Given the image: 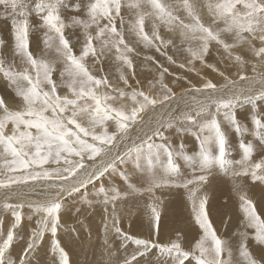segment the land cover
I'll return each mask as SVG.
<instances>
[{"label":"snow or ice","instance_id":"6c2138e0","mask_svg":"<svg viewBox=\"0 0 264 264\" xmlns=\"http://www.w3.org/2000/svg\"><path fill=\"white\" fill-rule=\"evenodd\" d=\"M0 8L3 10L0 18L11 24L12 52L24 65L23 70L18 71L12 62L5 60L2 53L7 41L0 37V74L22 103L19 110H13L0 96V159L3 160L0 166V214L10 213L12 217L6 235L4 221L0 218V237H3L0 240V264H30V254L48 232L54 238L52 251L58 254L59 264H70L68 253L55 239L64 209L63 196L117 173L119 165L128 160L135 165L133 173L119 172L126 188L101 187V199L84 201L89 207L93 203L103 204V211L109 214L112 227L125 242L124 246L128 242L136 246L123 264H140L138 258L147 257L152 249H158L160 255L171 259L173 264H186V261H195V264H264L248 245L251 239L264 252V218L257 212L243 185L235 182V178L246 177L254 184H264V159L253 161L257 147L264 150V115L254 117L251 132L241 125L236 115L238 105L264 100V0H204L203 3L200 0H175L174 3L169 0H86L83 4L79 0L75 3L69 0H0ZM65 11L76 14L66 21ZM32 15L40 21L38 27L43 29L45 47L51 49L55 43L58 61L36 58L30 51L29 35L34 29L29 17ZM146 23L150 30H146ZM66 28L82 31L83 44L79 54L66 37ZM161 28L179 34L180 44L185 46L182 50L191 58L187 62L191 66L189 70H194L199 61L218 72L224 83L218 85L206 79L200 87H189L186 91L194 93L192 106L179 115L169 112L152 122L142 114L162 110L176 97L173 89L164 83L169 69L160 66L159 95H150L151 89L149 92L139 88L125 91L131 85L124 69L135 78L132 55L136 52L133 42L126 37H133L136 44L146 49L167 55L165 50L176 45L171 38L161 35ZM213 45L222 49L238 67L241 84L207 63L206 57ZM245 51L251 53L252 60L245 59ZM109 54H113L119 64L117 71L124 88L114 85L106 74H94L103 71L104 58ZM89 57L94 61L91 66ZM167 59L176 63L172 56ZM57 62L63 64L59 82L53 79ZM96 64L101 67L96 68ZM249 64L251 76L246 74ZM155 87V84L151 85V88ZM59 88L67 89V93L59 94ZM125 100H130L131 106ZM222 121L241 136L250 134L258 142L241 141L242 158L239 160L232 158ZM137 126L140 134L133 138L130 132ZM171 129L191 132L199 141L198 151L188 154L182 149H174L164 134ZM126 140L131 142L124 144ZM185 167L191 170L192 178H184ZM136 172L144 182L143 187H137L133 182ZM220 174H230L234 178L233 187L239 194L245 228L255 230L251 237L247 231L241 233L236 260L232 247L217 235L209 218L207 194L198 195ZM37 185L45 197L43 202L30 199ZM172 188H183L188 192L195 224L202 233L190 251L185 250L179 240L163 245L129 236L119 228L117 202L148 194L152 201L148 205L150 219L158 229L163 200L157 191ZM12 200L19 202L11 203ZM25 207L40 219L22 255L12 259L10 250L17 239L16 229L23 222Z\"/></svg>","mask_w":264,"mask_h":264},{"label":"rangeland","instance_id":"374dc122","mask_svg":"<svg viewBox=\"0 0 264 264\" xmlns=\"http://www.w3.org/2000/svg\"><path fill=\"white\" fill-rule=\"evenodd\" d=\"M69 2L75 3L77 2V0H69ZM79 2L83 4L86 2V0H79ZM169 2L174 3L175 0H169ZM203 2L204 0H200V3ZM2 11V8H0V12ZM74 14L76 13L65 11L63 13V16L67 21L68 18H70ZM80 15H82V13ZM181 15H183V13H181ZM204 19L206 21L208 20L207 15L204 16ZM29 20L32 28L34 29L30 32L29 35L30 51L33 53L34 57H44L50 61H58V53L55 51V43L53 44V47L51 49L46 48L43 43V29H40L38 27V24L40 23L38 18L35 15H32L31 17H29ZM146 30H150V27L147 23ZM160 33L166 38H171L176 45L175 48L169 47L165 50L167 55H162L161 53L156 52L154 49H146L143 47V45L136 44L133 37H126L128 40L133 42L132 46L135 47L136 52L132 55L133 64L135 66V78L133 79L128 69H124L128 74L129 84L131 85V88H125V91L130 92L132 88H139L146 92H149V89H151L150 95H159L160 85L159 83H157V81L159 79V73L161 71L160 66L167 67L169 69L170 74H165L164 83L171 87L176 94L178 92H185L186 89L191 86L200 87L206 79H210L218 85H222L224 83L223 78L219 75L218 72L212 71L211 68L202 65L199 61L195 63L194 70H189L191 66H189L187 62L191 58L185 51L182 50V48L185 46H182L180 44L179 34L168 32L164 28L160 29ZM65 35L66 37H69L75 53L79 54L83 44L82 31L79 28H66ZM0 37L7 41V46L2 53L5 60L12 62L16 70H23L24 65L21 64L18 57L14 56L11 49L12 34L10 21H5L2 18H0ZM167 56H172L176 63H170L167 59ZM146 57H152V59L149 60L146 59ZM228 60L229 59L227 58L226 53H224L223 50L219 49L216 45L212 46L210 54L206 57V61L208 64L215 65L216 68L220 69V71H224L228 76L238 78V73H236V75L235 73H230V71L228 70V66L233 65V62ZM93 63V59L89 57L88 64L91 66L93 65ZM180 64H185L186 67L181 68L179 67ZM95 67L100 68L101 65L96 64ZM118 67L119 64L115 62L114 55L109 54L104 58L103 71L95 72L94 74L97 76L106 74L108 76V79L114 85H118L119 87L124 88L125 86L123 85V82L119 80V72L117 71ZM62 68L63 64L57 62L56 72L53 74V79L57 80V82H59V73ZM177 77H179L180 79L177 80ZM137 81H139V84H137ZM152 84H155L156 87L151 88ZM176 85L177 87H175ZM58 92L59 94L64 95L67 93V89L59 88ZM193 95L194 93L188 92V96L185 97L186 99L184 98V100H181L182 107L180 108L177 107L181 106V102L173 101V103L168 105L169 108L165 107L162 110L158 109L155 113H151V110H149V112L143 113L142 115L148 121L152 122L158 119L161 114L163 115L164 112H167L168 109V112L173 111L172 114L179 115L181 111L186 110L195 103V101L193 100ZM0 96L4 97L6 103H8L9 107L13 110H19L22 107V103L20 102L19 98L15 97L11 86L8 84L7 80L3 77L2 74H0ZM257 101L254 104L238 105L236 109V115L242 126L246 127L247 123L250 121L254 128V117L258 114L264 115V100ZM124 102L131 106L130 100H125ZM247 105L248 107L246 108ZM157 115L159 117H156ZM223 123H225V125ZM222 126L228 135L229 144L232 149V158L234 160H239L242 158V150L239 148V144L241 143V141L258 143L255 141V138L249 137V134L241 136L239 133L235 132L234 129L231 128L230 125L226 122L222 121ZM109 130L112 131L113 128L110 127ZM97 131H100V129H97ZM139 134L140 128L138 126L133 128L130 132V135L133 138H135ZM164 134L168 138L167 142L176 150L182 149L184 152L191 154L198 151L199 149V141L191 132L185 133L180 132L176 129H171L165 131ZM185 137L187 139L189 138L188 141ZM173 138H175L174 141H172ZM177 138L179 139L177 140ZM130 142L131 141L126 140L124 141V144ZM120 147L121 150H123V144L120 145ZM262 159H264V150L257 147L253 155V161L259 162ZM128 161L124 163L125 166L127 165V167H125L124 164L119 165L117 173H112L108 176H105L102 180L96 181L93 184H89L86 188H82L78 192H75L71 195L66 194L63 196L62 199L64 209L60 214V223L55 239L59 240L61 247H63L68 253L70 264H123L125 258L130 257L131 254L136 250V246L131 242H128L126 247L124 246L125 242L115 232L114 228H112V221L109 217V214L103 211V204L93 203L92 207L84 205L86 204L84 202L86 200L101 199L99 194V189L101 187L107 188L108 186H114L120 188L123 186L126 188V183L122 185L121 179L119 177V172H128L129 174L133 173V168H135V165L132 161H129V163ZM181 163L183 162L181 161ZM2 164L3 160L0 159V166H2ZM47 167H55V165H48ZM183 171L185 173V179L192 178V172L190 169H187L185 167ZM133 182L137 185V187L144 186V182L139 179V172L133 174ZM235 182L241 183L243 185V188L247 192L248 197L252 199V201L256 205L257 212L259 213L261 218H264V184H260L259 182H256L254 184L251 182L250 178L246 177L235 178ZM233 185L234 178L230 174H220L218 176H215L211 180V183L205 186L202 192L198 193V195H202L205 193L207 194L209 218L212 221L217 235L222 239L228 241L229 245L232 247L233 259L236 260L239 258L238 245L242 239L241 233L243 231H247L249 233V236L251 237V235L254 234L255 230L252 228H245L246 221L244 213L242 212L240 207L241 201L239 198V194L236 190H234ZM37 187H39V185H37ZM260 190H262V192ZM37 194L38 192H35L34 195ZM34 195H32L30 199L39 201V198L34 197ZM157 195H160L161 199L163 200V204L161 206V220L171 224L168 227V229L170 228L169 232L173 230L171 234H169V232L166 230L163 231V234L160 229H155V223H151L153 221L152 219H150L151 221L149 220L148 222L149 229L147 231H143L142 234L136 231H130L129 228L135 229L134 226L136 227V229L140 228L138 224H135V221H133L134 218H137L135 216H139V213H143L147 218H150V209L148 208V205L151 204L152 201L148 194H145L143 196L137 195L135 197H130L129 200L117 202L116 206L120 214V221L118 225L119 228L129 236L150 241H152V239L157 235L163 237L164 235L165 237H168L166 235H169L173 237V241L179 240L183 248L190 251L192 246L198 240L200 235H202V233L200 232L198 226L195 224L192 212V203L188 198V192L183 188H172L157 191ZM10 202L17 203L19 201L12 200ZM83 208L86 209L82 211ZM77 209H79V211H77ZM94 209H96V211ZM80 211L82 212V214ZM134 211L136 212V214L132 213ZM87 212H89L90 214ZM23 215L25 216L26 220L23 219L21 226L16 229L17 239L14 241L12 249L10 250L12 259H18L22 255L23 250L26 247L29 238L31 237L32 231L38 227L36 222L38 219H40L39 216L33 215L31 209H29L28 207L24 208ZM30 215L32 216L31 220L28 219ZM0 218H2L4 221L3 231L6 235L12 223V217L10 213H8L0 214ZM80 219L84 220L85 222ZM107 223L111 225L112 229L106 231V234L109 233L107 236L111 237L110 242H108V237L105 234L101 238H99L98 236H95L96 238H94V235H92L93 231L98 235L101 234V226H105ZM79 234H82L84 236V239L82 238L83 236ZM75 235L78 237H76ZM20 237H22V239ZM2 239L3 237H0V240ZM53 239L54 238L52 237L50 232L44 235L42 242L39 244V247L35 250L34 253L30 254V264H59L58 254H54L52 251ZM171 242L165 243L162 241H157L156 243L169 245ZM88 243H91L92 245L90 244V246H88ZM248 245L253 255L257 259L264 261V252H262L261 249L257 245H255L254 241L249 239ZM160 257L163 256L160 255L158 249H152L147 257H139L138 259L140 264H160L158 260L155 259H158ZM170 261L171 262L167 264H173L171 259ZM186 264H195V261H186Z\"/></svg>","mask_w":264,"mask_h":264},{"label":"bare ground","instance_id":"6f19581e","mask_svg":"<svg viewBox=\"0 0 264 264\" xmlns=\"http://www.w3.org/2000/svg\"><path fill=\"white\" fill-rule=\"evenodd\" d=\"M244 57H245V59H248V60H252L253 59V57L251 56V53H249V52H247V51H245L244 53ZM229 61V60H228ZM221 62H222V60H221ZM228 70L230 71V73H238L237 71H238V67L237 66H235L234 64L232 65V66H228ZM246 74H248L249 76H251V74H252V72H251V64H249V66H248V68L246 69ZM237 75V74H236ZM236 75H235V77H236ZM228 76V75H227ZM230 79H232V80H236L237 81V84H241V82L239 81V79L238 78H234V77H232V76H228ZM175 87H177V85L175 86ZM179 87V86H178ZM257 87H258V85H257ZM176 89H179V88H176ZM188 96V92L187 91H185V92H178L177 94H176V97H175V99L173 100L174 102H181V100H184V98L185 97H187ZM186 99V98H185ZM189 99H190V97H189ZM173 101H170V102H168V105L169 104H171V103H173ZM188 101V100H187ZM258 102V101H257ZM262 103V102H261ZM174 104H176V103H174ZM178 104V103H177ZM180 105L181 106H178L177 108H180V107H182V102L180 103ZM185 105V104H184ZM257 105V104H256ZM248 107V105L246 106V108ZM167 108V107H166ZM169 108V107H168ZM255 108H256V106H255ZM260 108V107H259ZM261 109V108H260ZM169 110V109H168ZM168 110H167V112H164L163 113V116L165 115H167L169 112H168ZM173 110H175V109H173ZM263 110H264V107H263ZM173 112V111H172ZM171 112V113H172ZM178 113V112H177ZM160 116H162V114L160 115ZM156 117H159L158 115L156 116ZM227 123V122H226ZM224 125H225V123H223ZM246 128H248L249 129V131L251 132L254 128H253V126H252V123L249 121L248 123H247V125H246ZM174 134V133H173ZM186 135V134H185ZM249 137H253L252 135H250L249 134ZM186 138V137H185ZM185 138H184V140H185ZM254 138V137H253ZM179 138H177V140H178ZM187 139V138H186ZM189 139V138H188ZM188 139H187V141H188ZM175 140V138H173L172 139V141H174ZM177 140H176V142H177ZM171 141V142H172ZM186 143V142H185ZM187 144V143H186ZM195 150V149H194ZM241 152V151H240ZM130 162H131V160H129ZM129 161H128V163H129ZM126 163V162H125ZM127 163V164H128ZM124 166H125V164H124ZM125 167H127V165L125 166ZM134 169V168H133ZM35 192H38V194L37 195H34V197H37V198H39V201L40 202H42V201H44L45 200V197L43 196V195H41V192H42V189H40V187H37L35 190H34ZM261 192H262V190H260ZM0 196H2V191H0ZM158 196H160V195H158ZM101 197V196H100ZM133 197H135V196H133ZM96 198H98V197H96ZM168 198V197H167ZM253 198V197H252ZM97 200V199H96ZM129 200V199H128ZM14 202V201H13ZM123 202V201H122ZM81 203V202H80ZM152 203V202H151ZM168 204V203H167ZM259 204H261V203H259ZM85 206H87V204H84ZM121 205V204H120ZM124 206V205H123ZM92 207V206H91ZM117 207V206H116ZM118 207H120V206H118ZM259 207V206H258ZM95 208V207H94ZM164 208V207H163ZM263 208H264V206H263ZM84 209H86V208H83L82 209V211H84ZM24 210V209H23ZM22 210V211H23ZM95 211H96V209H94ZM139 210V209H138ZM95 211H94V213H95ZM261 211V210H260ZM81 212V211H80ZM92 212H93V210H92ZM87 213H89V212H87ZM132 213H134V214H136V212L134 211V212H132ZM261 213H263V212H261ZM81 214H82V212H81ZM90 214V213H89ZM92 214V213H91ZM84 215V214H83ZM125 215V214H124ZM24 216V215H23ZM135 217H137V218H134V220L133 221H135V224H138V226L140 227L139 229H136V227L134 226V228L135 229H131V228H129L130 229V231H136V232H139V233H141L142 234V232L143 231H147L148 229H149V220H150V218H147L146 216H145V214H143V213H139V216H135ZM82 218V217H81ZM24 219H25V216H24ZM93 219H94V217H93ZM92 219V220H93ZM26 220V219H25ZM80 220H82V219H80ZM229 220V219H228ZM83 222H85L84 220H82ZM94 221V220H93ZM151 221V220H150ZM154 221H152L151 223H153ZM234 222V221H233ZM95 223V222H94ZM110 223V222H109ZM109 223H107V225H108V227H107V229L105 228V226H101V230H102V232H101V234H97L96 232H94L93 231V234L92 235H94V238H96L95 236H98L99 238H101V237H103L104 236V234L107 236L109 233H107L106 234V231H109L110 229H111V225L109 224ZM128 223V222H127ZM132 223V222H131ZM84 224H86V223H84ZM83 224V225H84ZM154 224V223H153ZM182 224V223H181ZM144 225V226H143ZM151 225V224H150ZM155 225V224H154ZM159 225H160V228L158 227V230L160 229V231L161 232H163V231H168L169 232V229H168V227H169V225H171L170 223H168V222H165V221H163V220H161L160 219V222H159ZM179 225V224H178ZM32 226V225H31ZM37 226V225H36ZM82 226V225H81ZM88 226H90V225H88ZM155 227V226H154ZM76 228V227H75ZM87 228V227H86ZM113 228V227H112ZM174 228V227H173ZM155 229H156V227H155ZM78 230V229H77ZM112 230V229H111ZM153 230V229H152ZM172 231L173 230H171L170 232H169V234H171L172 233ZM78 232V231H77ZM163 234H164V232H163ZM79 235H82V234H79ZM91 235V236H92ZM144 235V234H143ZM153 235V234H152ZM76 236V235H75ZM83 236V235H82ZM89 236V235H88ZM166 236H168V237H165V235H164V237L163 236H160V235H157L156 237H154L153 239H152V242H157V241H162V242H165V243H169V242H171V241H173V237L172 236H169V235H166ZM76 237H78V236H76ZM81 237V236H80ZM108 237V242H110V240H111V237H109V236H107ZM83 239H84V236L82 237ZM115 238V237H114ZM90 239V238H89ZM93 239V238H92ZM81 241V240H80ZM91 241V240H90ZM90 244L91 243H88V246H90ZM92 245V244H91ZM184 245V244H183ZM155 250V249H154ZM254 250V249H253ZM157 251V250H156ZM73 256V255H72ZM156 256V255H155ZM92 258H94V257H92ZM156 260H158V262L160 263V264H167V263H170L171 261H170V259H166V257H160V258H155ZM159 259H161V260H159Z\"/></svg>","mask_w":264,"mask_h":264}]
</instances>
